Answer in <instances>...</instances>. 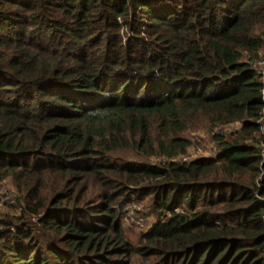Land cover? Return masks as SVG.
<instances>
[{
	"label": "trees",
	"instance_id": "trees-1",
	"mask_svg": "<svg viewBox=\"0 0 264 264\" xmlns=\"http://www.w3.org/2000/svg\"><path fill=\"white\" fill-rule=\"evenodd\" d=\"M262 54L264 0H0V264H264Z\"/></svg>",
	"mask_w": 264,
	"mask_h": 264
},
{
	"label": "rangeland",
	"instance_id": "rangeland-1",
	"mask_svg": "<svg viewBox=\"0 0 264 264\" xmlns=\"http://www.w3.org/2000/svg\"><path fill=\"white\" fill-rule=\"evenodd\" d=\"M128 28H123L125 33ZM252 66L257 72L264 74V55L252 62ZM238 127V124L228 125L223 127L221 131L229 132ZM262 139L259 148L261 152H264V128L262 130ZM191 145L186 151L187 156L195 157L199 155L206 156L212 155V151L209 150L212 145H215L211 140V133L207 130H196L189 135ZM159 157H152V162H158ZM264 178V174H260L256 181H261ZM17 193L9 179H5L0 183V234L5 233V229L12 228L8 220L19 215V211L16 207ZM262 200H264V194ZM150 196H146L142 200H133L128 203L124 208V214L121 218V227L124 231L126 238L135 245L141 233L148 230L156 221V212L150 207ZM63 245V243H61ZM264 259V254H262Z\"/></svg>",
	"mask_w": 264,
	"mask_h": 264
},
{
	"label": "built area",
	"instance_id": "built-area-1",
	"mask_svg": "<svg viewBox=\"0 0 264 264\" xmlns=\"http://www.w3.org/2000/svg\"><path fill=\"white\" fill-rule=\"evenodd\" d=\"M212 152H213V150H211ZM199 152V155H197V156H202V155H200V151H198ZM197 156H195V157H197ZM207 156V155H206ZM191 158H194V157H190V156H187V155H184V156H180V157H178V158H175V159H177V160H179V161H188L189 159H191ZM125 208V207H124Z\"/></svg>",
	"mask_w": 264,
	"mask_h": 264
}]
</instances>
